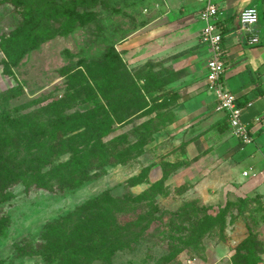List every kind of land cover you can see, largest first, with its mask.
<instances>
[{
  "label": "rangeland",
  "instance_id": "obj_1",
  "mask_svg": "<svg viewBox=\"0 0 264 264\" xmlns=\"http://www.w3.org/2000/svg\"><path fill=\"white\" fill-rule=\"evenodd\" d=\"M38 4L0 0V95L18 88L0 104V112L10 115L0 138H48L40 154L46 167L31 166L44 173L72 157L67 140L82 131L59 125L66 115L82 113L105 129L109 125L111 132L101 137L91 177L83 183L49 191L37 185L27 188L20 181L10 186L9 198L0 201V218L8 219L0 231V264H50L42 252L48 223L103 192L117 198L143 194L160 180L149 179L153 165L160 163L170 173L176 167L168 161L174 136L161 132L174 120L173 103L159 92L162 83L151 64L133 65L129 62L136 51L123 55L117 48L145 23V0H64L63 8L47 12L39 46L27 47L12 67L14 74L7 75L3 43L20 38L35 19ZM125 69L142 76L134 81L143 99L120 76ZM102 105L110 106L113 122ZM11 133H16L14 139ZM92 136L100 141L99 134ZM7 172L0 176L6 179ZM18 173L13 167L9 175ZM194 185L165 181L147 199L126 206L117 215V225L126 231L110 234L111 245L106 246L116 250L111 264H264L261 196L225 189L204 195ZM185 208L199 211L191 217L174 215ZM199 223L209 227L202 231Z\"/></svg>",
  "mask_w": 264,
  "mask_h": 264
},
{
  "label": "crops",
  "instance_id": "obj_2",
  "mask_svg": "<svg viewBox=\"0 0 264 264\" xmlns=\"http://www.w3.org/2000/svg\"><path fill=\"white\" fill-rule=\"evenodd\" d=\"M213 1L220 7L224 30L225 82L244 107L243 120L254 138L251 144L233 135L226 112L216 109L207 88L211 54L200 39L204 23L199 19L204 2L145 0V23L117 48L123 55L136 51L129 62L133 65L151 64L162 83L159 92L173 103L174 120L161 131L171 132L176 145L168 159L176 169L166 182L194 183L204 195L225 189L264 200V0ZM248 6L259 11L256 44L248 42L240 23V12ZM149 174L150 180L161 179V164L153 165Z\"/></svg>",
  "mask_w": 264,
  "mask_h": 264
},
{
  "label": "trees",
  "instance_id": "obj_3",
  "mask_svg": "<svg viewBox=\"0 0 264 264\" xmlns=\"http://www.w3.org/2000/svg\"><path fill=\"white\" fill-rule=\"evenodd\" d=\"M38 2L35 19L27 25L20 38L7 40L3 43V49L7 55V59L4 61V73L7 75L14 74L12 67L19 62L27 47L36 48L39 46L47 29V12L52 8H63L65 5L64 0H38ZM118 57L120 60L117 61L122 63L119 53ZM125 67L127 69V66ZM120 76H126L132 85L133 92L142 98L134 81L137 78H142V76L138 77L130 70H126ZM16 92H18L17 87L0 95V104L8 101L9 97L15 95ZM147 105L149 104L145 100V107ZM102 112L108 120L113 122V112L110 106L102 105ZM9 118L8 111L0 112V134H4L2 127L10 123ZM94 121L87 120L85 115L79 112L68 114L61 119L59 125H67L74 127L75 130L80 129L82 131H78L77 134H73L67 140V149L72 153V157L52 166L53 168L51 167L44 173L34 170L31 166L37 169L46 167V158L40 154L45 141H49L48 138L41 139L39 137L41 140L38 138H25L22 142L23 140L10 141L1 137L0 172L2 170L8 172L6 179L0 176V201L9 198L10 186L17 181L24 183L27 188L37 185L49 191L66 187L72 188L88 180L91 177L90 165H93L94 155L99 143V146H102L100 139L111 132L109 125L105 129L102 124L94 123ZM11 134L14 139L16 133ZM94 134L96 136L99 134L100 141L98 143L96 142L97 137L92 136ZM13 167H16L19 173L12 178L9 174H11ZM163 171L162 178L143 194L117 198L109 192H103L48 223L42 232L45 240L42 252L45 254L47 262L50 264H89L93 261H102L104 264H111L112 255L116 250L106 247L111 245L108 241L109 235L124 234L126 231L125 228L117 225V215L124 212L126 206L130 203L147 199L150 193L154 192V189L156 190L163 184L172 173L164 168ZM198 211L196 208L192 210L185 208L183 212L179 211L174 215L183 214L191 217L196 215ZM150 222L151 220L148 224ZM7 223L8 219L6 217L0 218V231L5 229ZM199 225L202 231L207 230L209 227V224L199 223ZM143 231H145V227ZM136 232L138 231L136 230ZM29 253H37V250H31Z\"/></svg>",
  "mask_w": 264,
  "mask_h": 264
},
{
  "label": "built area",
  "instance_id": "obj_4",
  "mask_svg": "<svg viewBox=\"0 0 264 264\" xmlns=\"http://www.w3.org/2000/svg\"><path fill=\"white\" fill-rule=\"evenodd\" d=\"M199 1L204 2L199 12V19L204 23L200 30V39L208 45L211 54L207 65V88L215 98L216 109L226 112L233 135L243 144H251L254 138L248 123L243 120L244 107L225 82L227 51L223 43L224 30L219 20L220 7L213 0ZM258 21L259 11L256 7L248 6L240 12V23L249 34L250 44L259 41L254 32Z\"/></svg>",
  "mask_w": 264,
  "mask_h": 264
}]
</instances>
